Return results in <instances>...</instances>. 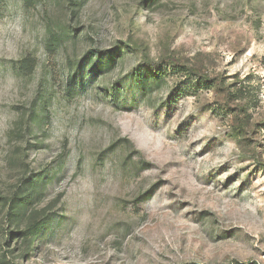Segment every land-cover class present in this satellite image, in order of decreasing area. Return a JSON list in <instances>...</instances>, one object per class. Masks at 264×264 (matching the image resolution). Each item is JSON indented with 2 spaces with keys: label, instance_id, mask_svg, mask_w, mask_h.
Masks as SVG:
<instances>
[{
  "label": "rangeland",
  "instance_id": "rangeland-1",
  "mask_svg": "<svg viewBox=\"0 0 264 264\" xmlns=\"http://www.w3.org/2000/svg\"><path fill=\"white\" fill-rule=\"evenodd\" d=\"M0 264H264V0H0Z\"/></svg>",
  "mask_w": 264,
  "mask_h": 264
},
{
  "label": "trees",
  "instance_id": "trees-1",
  "mask_svg": "<svg viewBox=\"0 0 264 264\" xmlns=\"http://www.w3.org/2000/svg\"><path fill=\"white\" fill-rule=\"evenodd\" d=\"M29 181V180H28ZM23 188L21 187V191L14 193V196L11 200V207L9 209V219L17 222L19 220V216L22 217V210H26L27 205L30 203V199L33 194L38 192L39 189V179H32L31 182L23 183ZM17 220V221H16ZM44 221L40 224L42 226ZM44 225V224H43ZM40 229V228H38Z\"/></svg>",
  "mask_w": 264,
  "mask_h": 264
}]
</instances>
